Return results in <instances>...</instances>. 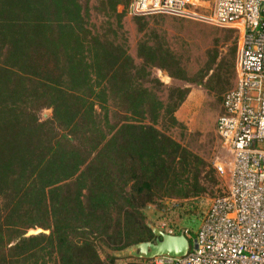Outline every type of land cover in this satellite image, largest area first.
Returning a JSON list of instances; mask_svg holds the SVG:
<instances>
[{
    "label": "trees",
    "instance_id": "16d2710c",
    "mask_svg": "<svg viewBox=\"0 0 264 264\" xmlns=\"http://www.w3.org/2000/svg\"><path fill=\"white\" fill-rule=\"evenodd\" d=\"M130 1L0 0V264H117L111 250L154 238L147 208L217 184L213 165L173 136L186 129L176 112L190 88L170 86L164 100L151 70L224 102L237 45L211 48L190 74L155 34L137 41V62L121 32ZM132 17L144 31L147 16ZM37 228L49 233L26 235Z\"/></svg>",
    "mask_w": 264,
    "mask_h": 264
},
{
    "label": "built area",
    "instance_id": "2783aa9c",
    "mask_svg": "<svg viewBox=\"0 0 264 264\" xmlns=\"http://www.w3.org/2000/svg\"><path fill=\"white\" fill-rule=\"evenodd\" d=\"M204 19L238 31L234 88L223 102L216 129L231 155L217 163L229 174L225 194L213 199L196 233V247L182 257L168 255L147 264H264V0H209ZM198 0H131L130 16L192 17ZM121 259L117 264H133Z\"/></svg>",
    "mask_w": 264,
    "mask_h": 264
},
{
    "label": "rangeland",
    "instance_id": "374dc122",
    "mask_svg": "<svg viewBox=\"0 0 264 264\" xmlns=\"http://www.w3.org/2000/svg\"><path fill=\"white\" fill-rule=\"evenodd\" d=\"M94 3L93 1L92 4ZM210 5L211 1L209 0H198L195 5L190 6L191 11L196 13L192 17L169 14L143 17L142 21L146 23L144 31L138 29L135 17L125 13L121 22V32L128 41L130 54L138 62L136 58L137 41L141 38H149L153 41L155 34H158L161 39L168 41L179 55L183 56L184 62L189 64V69H191L190 74L196 73L202 67L209 55V50L216 45H219L221 55H229L233 44H236L235 63L237 64L238 31L207 22L204 17L209 14ZM119 11H123L122 6L119 7ZM112 20L116 28V20ZM91 21L98 27L107 26L106 20L95 11L92 12ZM228 38L231 40L227 41ZM151 72L152 76L163 82L158 93L164 100H166L170 86L178 85L190 88L186 100L176 112L178 119L186 126V129L174 130L173 136L213 165L217 184L211 186L209 192L203 196L184 200L168 199L163 203V209L160 211L147 208V222L166 232L178 234L184 231L193 243L213 199L225 193L228 187V172L220 174L216 166L217 163L226 165L231 160V155L223 147L216 129L217 119L223 110V100L204 85L175 80L166 71L158 68H153ZM236 79L237 72L233 82ZM147 85H149L148 82ZM49 114L50 110L46 109L40 113V117L45 118ZM129 259L134 260L133 258ZM135 261L140 260L135 259Z\"/></svg>",
    "mask_w": 264,
    "mask_h": 264
},
{
    "label": "water",
    "instance_id": "95a60500",
    "mask_svg": "<svg viewBox=\"0 0 264 264\" xmlns=\"http://www.w3.org/2000/svg\"><path fill=\"white\" fill-rule=\"evenodd\" d=\"M153 231L154 238L151 240L140 241L121 249L111 250V253L119 259H153L157 256L182 257L196 247V241L191 243L190 238L183 231L175 234L166 232L156 225H149ZM39 233H49V230L43 228L30 229L26 235Z\"/></svg>",
    "mask_w": 264,
    "mask_h": 264
}]
</instances>
